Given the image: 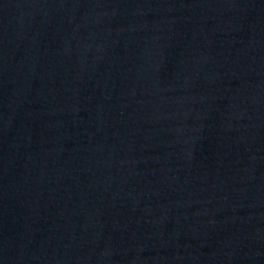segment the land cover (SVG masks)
<instances>
[{
    "label": "water",
    "instance_id": "water-1",
    "mask_svg": "<svg viewBox=\"0 0 264 264\" xmlns=\"http://www.w3.org/2000/svg\"><path fill=\"white\" fill-rule=\"evenodd\" d=\"M0 264H264V0H0Z\"/></svg>",
    "mask_w": 264,
    "mask_h": 264
}]
</instances>
